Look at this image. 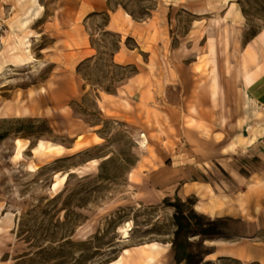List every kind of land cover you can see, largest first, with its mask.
Segmentation results:
<instances>
[{"label":"rangeland","instance_id":"obj_1","mask_svg":"<svg viewBox=\"0 0 264 264\" xmlns=\"http://www.w3.org/2000/svg\"><path fill=\"white\" fill-rule=\"evenodd\" d=\"M162 1L0 0V221L2 213H14L5 229L0 222V264H107L125 248L132 250L127 264H264V201L257 194L255 212L245 219L202 213L196 188L182 195L192 181L240 196L244 186L212 156L233 152L242 140L253 144L234 156L245 175L264 161V110L246 101L234 77L231 102L214 104L223 112L222 126L208 115L203 148L211 157H198L183 138L184 107H195L184 96L210 91V73L201 69L210 64L205 24L219 19L215 45L229 83L231 66L235 74L245 44L264 28V0H232V20L224 10L229 0H212V8L206 0H188L185 8L177 3L166 23L167 47L133 61L135 24ZM120 49L130 61L114 57ZM234 110L236 135L230 133ZM156 129L168 135L167 148L155 151L148 132ZM84 133L97 137L74 145ZM62 175L65 182L54 190ZM178 208L194 231L221 218L215 230L223 234L189 233L192 254L182 259L175 243ZM86 224L93 233L83 238L78 231ZM155 241L165 247L152 262L134 248ZM223 244L249 257L217 255Z\"/></svg>","mask_w":264,"mask_h":264},{"label":"crops","instance_id":"obj_2","mask_svg":"<svg viewBox=\"0 0 264 264\" xmlns=\"http://www.w3.org/2000/svg\"><path fill=\"white\" fill-rule=\"evenodd\" d=\"M186 1V2H185ZM208 4L209 8L215 7V4L212 0ZM180 4L182 7H190V3L188 0H166L159 2L155 9L152 10L150 16L147 20L136 22L135 29H136V40H137V52L132 50L133 61H138L139 57L142 54H149L150 57L157 56L159 50H162L164 47H167V35H166V23L168 22L169 15L171 10L175 7V5ZM188 3V4H186ZM186 5V6H185ZM225 14H229L227 16L228 20H232L234 17H237L236 9L232 7V0H229L228 5L226 4ZM195 13H199L198 10H195ZM200 14V13H199ZM223 17V16H222ZM210 19L205 24V31L204 37L207 40L206 46V53H209V36L206 30V26L209 23ZM232 44L231 42L228 43V48L231 49ZM216 49V77H217V91L215 94L213 92V73L211 70L213 69V64L210 62L208 66L201 67L202 70L206 69L208 71L209 77L206 79V85L209 86L210 91L208 90V94L204 96H184L183 102L185 104L195 103L194 111L191 112L188 110L189 105H185L184 107V117L188 120H193L191 124H188L183 121V138L187 143L192 151H196L198 157L200 158H207L211 156H207L205 152V148L203 145L206 143V134L204 129L208 126V115L212 118L219 120V125H221L222 115L221 108H215V103L220 104H227L229 99L231 102V95L227 94L228 86L233 88V77L236 79L237 84L241 86L244 91L245 99L248 103L252 104L253 106H257L264 110V28L256 34L254 37L247 42L242 51V59L240 63L237 64V68L235 74L233 72V65L230 68V76L231 81L228 83L226 70L223 65L219 64L218 62V47L215 46ZM129 54L124 52L123 50H119L115 54V58L120 57L123 62H128L130 60L126 59V56ZM211 55L209 54L208 58L210 59ZM198 61H196L195 65L197 66ZM146 69V67H144ZM198 70V76L200 80L204 81L205 74L201 73ZM141 70V68H140ZM152 70H155L154 66ZM142 71V70H141ZM140 71V72H141ZM132 82V81H131ZM134 82H137V79L134 78ZM221 88H224L226 91V95L220 94ZM231 97V98H230ZM236 102V96H234ZM153 100V96H152ZM238 102V100H237ZM221 106V105H220ZM233 118L231 123L226 121V123H230V133L231 134H240L239 127L237 126V114L234 110L232 112ZM214 116V117H213ZM96 134V133H92ZM150 140L152 142V146L156 151L159 149V146L167 148V144L163 145L165 142L168 133L165 130L159 131L158 129L148 132ZM244 134V133H243ZM262 134L264 135V126L262 128ZM95 136H90L89 134H77L74 137V145L78 144V146L84 147L87 143L94 142ZM239 138H236V141ZM167 143V141H166ZM252 143H246L242 140L240 145L233 147V152H219L218 154L213 155L212 157L216 159L218 162H221L224 169L228 171V173L233 177V179L240 185L244 186L243 190L241 191L240 196H232L227 197L221 193H218L215 187L209 183L204 182L203 184H208L212 192H206L205 196H202V193L197 194L199 199V204L201 207L199 208L202 213L211 215L213 217H232L233 219L238 218H246L248 215L253 214L255 212V205L252 202V197L257 194L259 196V200L264 201V161L259 162L256 166V170H253L251 173L245 175L241 170L240 164L237 163L238 161L234 157L235 154H238L239 151H251ZM222 150L223 148L220 147ZM157 154V153H156ZM158 156V154H157ZM142 162V160L140 161ZM149 162H161L157 161V158L154 159L152 156H149ZM191 182H186L182 188L183 196H188L192 193H197L194 189L189 190L188 192L185 191L186 185L191 186ZM204 198V199H203ZM205 200V201H204ZM205 203V204H203ZM204 205V206H203ZM220 245L221 242H216ZM225 250L220 251V249H216L215 253L219 256H230V257H249L247 250H242L243 254H234L233 252H228L230 247L226 244L222 246ZM232 248V247H231ZM229 249V250H226Z\"/></svg>","mask_w":264,"mask_h":264},{"label":"bare ground","instance_id":"obj_3","mask_svg":"<svg viewBox=\"0 0 264 264\" xmlns=\"http://www.w3.org/2000/svg\"><path fill=\"white\" fill-rule=\"evenodd\" d=\"M219 19L217 18H211L209 23L206 26V30L208 32L209 36V54L211 55L210 57V62L213 64V78H212V83H213V94L216 93L217 91V77H216V49H215V39L217 37V24ZM229 41L226 37V44L228 45ZM24 111L26 112L27 109L25 108ZM142 140H141V146L142 147H147V144H149V139L146 136L145 133L141 135ZM66 175L62 176H57L54 183L52 184V188L54 190H58L63 183L65 182ZM196 188L198 191H200L202 194L203 192H212L211 187L208 184H203V183H194L193 186L186 185L185 191L188 192L191 190V188ZM198 208L201 207V205H197ZM205 208V207H201ZM14 213L13 212H7L5 216H3L2 213V219H1V229H5V225L13 220ZM129 229H130V224L127 225V227H121V230L123 232V237H127L129 235ZM93 233V228L91 227L90 224L83 225L79 228L78 234L80 237L86 238L90 236ZM165 245H163L160 242H150V243H145L140 246H135V249L141 250L142 254L147 255V261L152 262L154 260V255L155 253H158L161 251ZM131 248H125L123 252L114 260L110 261L107 264H127L129 257L131 255Z\"/></svg>","mask_w":264,"mask_h":264},{"label":"trees","instance_id":"obj_4","mask_svg":"<svg viewBox=\"0 0 264 264\" xmlns=\"http://www.w3.org/2000/svg\"><path fill=\"white\" fill-rule=\"evenodd\" d=\"M178 214L176 216L177 222L179 224V227L176 231V251L181 249V255L182 259H187L191 256L192 251H191V243L188 241V234L193 233V234H203L206 236H221L223 233L221 231L215 230V225L217 223L222 222L223 220L221 218L214 219L213 221L210 222L211 226L208 228H202L200 230L194 231L192 228V224L190 222L183 223L182 219L185 217L183 212L178 208ZM187 218V217H186ZM189 221V220H188Z\"/></svg>","mask_w":264,"mask_h":264}]
</instances>
